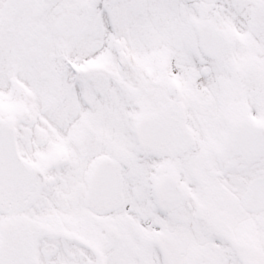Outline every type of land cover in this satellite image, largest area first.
Instances as JSON below:
<instances>
[{
  "label": "snow or ice",
  "instance_id": "snow-or-ice-1",
  "mask_svg": "<svg viewBox=\"0 0 264 264\" xmlns=\"http://www.w3.org/2000/svg\"><path fill=\"white\" fill-rule=\"evenodd\" d=\"M0 264H264V0H0Z\"/></svg>",
  "mask_w": 264,
  "mask_h": 264
}]
</instances>
